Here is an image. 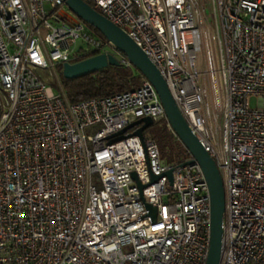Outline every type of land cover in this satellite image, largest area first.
Listing matches in <instances>:
<instances>
[{
    "label": "built area",
    "instance_id": "2783aa9c",
    "mask_svg": "<svg viewBox=\"0 0 264 264\" xmlns=\"http://www.w3.org/2000/svg\"><path fill=\"white\" fill-rule=\"evenodd\" d=\"M83 1L157 67L219 168L218 264H264V0ZM63 5L0 0V264H206L210 197L200 165H163L152 137L129 133L142 123L120 133L165 118L146 78L132 90L67 99L57 67L117 50Z\"/></svg>",
    "mask_w": 264,
    "mask_h": 264
},
{
    "label": "water",
    "instance_id": "95a60500",
    "mask_svg": "<svg viewBox=\"0 0 264 264\" xmlns=\"http://www.w3.org/2000/svg\"><path fill=\"white\" fill-rule=\"evenodd\" d=\"M63 1L77 18L97 29L104 38L112 42L115 49L121 52L129 63L136 68L144 78L151 82L156 89L170 128L186 147L191 157V159L180 165L196 161L200 165L206 180L210 197L209 247L206 264H218L222 239L224 188L219 168L214 159L201 146L197 137L189 129L187 122L171 96L164 78L142 49L136 45L120 27L113 24L88 3L83 0ZM119 63L120 62L114 55L101 53L76 63H63L62 76L66 79H73L92 73L108 65H118ZM140 123L142 124L132 133L138 135L142 139L144 130L153 123L149 117H143L134 121L122 129L120 133ZM167 174L170 178L171 170H169ZM157 178V176H154L152 179L156 180ZM146 207L154 215L155 207L149 204H146Z\"/></svg>",
    "mask_w": 264,
    "mask_h": 264
},
{
    "label": "trees",
    "instance_id": "16d2710c",
    "mask_svg": "<svg viewBox=\"0 0 264 264\" xmlns=\"http://www.w3.org/2000/svg\"><path fill=\"white\" fill-rule=\"evenodd\" d=\"M85 25L92 34L104 38L97 29L86 23ZM115 56L118 61L119 58L125 57L118 50ZM143 78L144 77L141 73L131 64L124 65L120 62L118 65H108L77 78L66 79L62 77L61 84L67 99L74 103L91 97L108 96L132 90L141 84ZM155 122L161 123L160 133L157 134L156 130H150L154 122L148 126L147 129L150 130V137L156 141L158 148H160V144L162 142H166L168 140L178 141V137L170 128L166 118H161ZM159 154L161 156V149H159ZM190 158V154L187 153V155L176 165L182 164Z\"/></svg>",
    "mask_w": 264,
    "mask_h": 264
},
{
    "label": "rangeland",
    "instance_id": "374dc122",
    "mask_svg": "<svg viewBox=\"0 0 264 264\" xmlns=\"http://www.w3.org/2000/svg\"><path fill=\"white\" fill-rule=\"evenodd\" d=\"M61 10H63L69 17H74L75 14L70 11L68 9V7L66 5H63V7L61 8ZM207 14H209V11L207 9ZM80 42H77V48L80 46ZM56 71L60 77V80L62 79V68L61 67H57ZM41 78L42 79H46L45 83L46 85H48L53 91H57V84L56 83H52L49 80V77L47 76L46 73H43L42 71L40 72ZM250 105L251 107H256L257 106V99L256 97H251L250 98ZM1 110V109H0ZM156 130L157 134L160 133V129H161V123L160 122H155L153 123V125L151 126L150 130ZM134 129H130L129 133L133 132ZM150 130L149 129H145L144 130V136L145 137H150ZM92 129L89 128L86 130V134H91L92 133ZM178 141H172V140H168L166 142H162L160 144V148L161 149V163L163 165H176L179 161H181L186 155L187 153L189 154L188 150L186 149V147L183 145V143L177 139Z\"/></svg>",
    "mask_w": 264,
    "mask_h": 264
}]
</instances>
